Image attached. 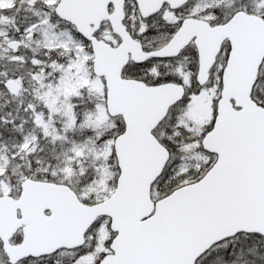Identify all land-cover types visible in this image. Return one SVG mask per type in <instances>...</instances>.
Segmentation results:
<instances>
[{
	"label": "snow or ice",
	"instance_id": "snow-or-ice-1",
	"mask_svg": "<svg viewBox=\"0 0 264 264\" xmlns=\"http://www.w3.org/2000/svg\"><path fill=\"white\" fill-rule=\"evenodd\" d=\"M0 264H264V0H0Z\"/></svg>",
	"mask_w": 264,
	"mask_h": 264
}]
</instances>
